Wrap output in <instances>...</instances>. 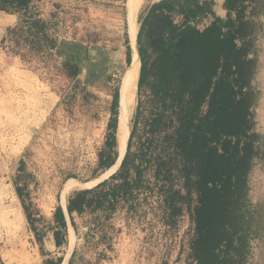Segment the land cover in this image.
I'll return each mask as SVG.
<instances>
[{"label": "rangeland", "instance_id": "1", "mask_svg": "<svg viewBox=\"0 0 264 264\" xmlns=\"http://www.w3.org/2000/svg\"><path fill=\"white\" fill-rule=\"evenodd\" d=\"M142 1L0 0V264H23L22 247L35 264H194L196 197L152 161L145 164L136 199L103 214L74 213L75 228L68 212L70 196L118 172L133 131L132 155L140 149L167 153L169 122L162 120L155 137L151 122L157 113H176L178 94L146 85L137 89L121 163L108 175L119 153L106 148V135L115 94L119 125L129 90V23ZM153 5L137 17L139 61L138 34ZM223 21L250 63L245 78L253 153L234 187L232 242L217 255L222 264H264V0H238ZM158 31L155 26L144 34L142 46L150 49ZM61 215L69 239L59 249L53 231Z\"/></svg>", "mask_w": 264, "mask_h": 264}, {"label": "trees", "instance_id": "2", "mask_svg": "<svg viewBox=\"0 0 264 264\" xmlns=\"http://www.w3.org/2000/svg\"><path fill=\"white\" fill-rule=\"evenodd\" d=\"M237 2L232 0L227 10ZM213 5L214 0H161L143 19L138 34V89L152 85L160 93L174 90L178 94L176 113H157L151 122L154 137L162 120L169 122L167 153L152 155L140 149L132 155L133 131L118 172L93 189L69 197L68 212L74 228V213L103 214L121 201L136 199L145 164L152 161L163 174L178 176L188 195L196 197L191 244L194 264H222L217 252L232 242L228 230L235 219L234 187L253 153L252 107L245 78L250 63L243 47L235 44L223 19L213 11ZM155 26L159 27L157 37L152 38L150 49L143 47L144 34L151 35ZM127 61L131 63L130 47ZM119 103L117 92L106 135L105 145L110 152L117 148ZM140 108L139 102L135 124ZM110 160L107 156L104 170L109 169ZM28 218L33 224V217L29 214ZM53 239L59 249L68 243V223L63 215L60 220L57 217Z\"/></svg>", "mask_w": 264, "mask_h": 264}, {"label": "bare ground", "instance_id": "3", "mask_svg": "<svg viewBox=\"0 0 264 264\" xmlns=\"http://www.w3.org/2000/svg\"><path fill=\"white\" fill-rule=\"evenodd\" d=\"M161 0H143L139 9L137 10L135 16L129 23V35L131 38L132 46L134 49L133 53V68H132V78L129 83V90L127 96L124 99L123 110L119 116V125L117 131V150H118V162L115 167L111 169L108 175L112 174L119 164L121 163L123 148L126 144L128 135H129V124L134 113L135 105H136V94L138 89V81L140 76V61L139 56L136 49V37L139 29V25L137 22L138 15L146 8L148 5L156 4ZM70 190H67L65 193V197L69 194ZM19 257L21 258L23 264H35V259L33 255L27 250L26 247H22L19 253Z\"/></svg>", "mask_w": 264, "mask_h": 264}, {"label": "crops", "instance_id": "4", "mask_svg": "<svg viewBox=\"0 0 264 264\" xmlns=\"http://www.w3.org/2000/svg\"><path fill=\"white\" fill-rule=\"evenodd\" d=\"M232 2V0H214V5H213V11L215 12V14L224 19L227 17V14H228V10H227V4H230ZM67 198H68V195L65 197V198H62V202L64 204V206L66 207L67 206ZM68 231H69V226H68ZM69 239V237H68ZM51 255H49L46 260L50 258ZM49 262H54V261H49ZM48 262V264H49ZM47 264V263H45ZM66 264V263H65Z\"/></svg>", "mask_w": 264, "mask_h": 264}]
</instances>
